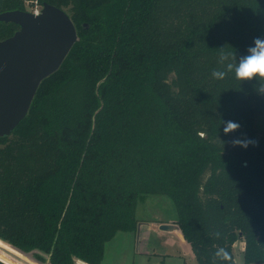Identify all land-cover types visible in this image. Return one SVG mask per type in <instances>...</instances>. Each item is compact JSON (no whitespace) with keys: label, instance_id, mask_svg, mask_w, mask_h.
I'll return each mask as SVG.
<instances>
[{"label":"trees","instance_id":"trees-1","mask_svg":"<svg viewBox=\"0 0 264 264\" xmlns=\"http://www.w3.org/2000/svg\"><path fill=\"white\" fill-rule=\"evenodd\" d=\"M37 2L68 10L79 40L0 138V242L102 264L116 232L135 229L140 197L160 194L198 264H235L239 239L247 264L264 263V80L226 68L264 39V0ZM18 29L0 22V41ZM229 120L240 128L225 135Z\"/></svg>","mask_w":264,"mask_h":264},{"label":"water","instance_id":"water-1","mask_svg":"<svg viewBox=\"0 0 264 264\" xmlns=\"http://www.w3.org/2000/svg\"><path fill=\"white\" fill-rule=\"evenodd\" d=\"M0 22L19 27L0 41V138H6L27 116L39 86L60 69L79 37L70 15L48 3L39 15L27 10L0 12ZM178 229L175 224L159 225L163 232Z\"/></svg>","mask_w":264,"mask_h":264},{"label":"rangeland","instance_id":"rangeland-1","mask_svg":"<svg viewBox=\"0 0 264 264\" xmlns=\"http://www.w3.org/2000/svg\"><path fill=\"white\" fill-rule=\"evenodd\" d=\"M36 4L37 0H26L24 9L31 12ZM255 130L257 137L264 135V115L256 116ZM136 218L138 223L134 230L117 231L113 239L106 244L102 264H198L192 249L178 240L176 233L158 231L162 223L178 225L176 223L179 218L178 211L169 197L160 194L141 196L137 204ZM140 227L141 231L138 233ZM3 242L0 244L13 251L12 254L10 253V258L7 256L2 260L7 264H11L9 259L12 257L14 258L12 261L19 264H49L48 255L43 251L23 252L15 248L19 251L17 253L14 247ZM244 252L245 242L241 239L234 249L235 264H247ZM81 262L88 263L77 259L75 264Z\"/></svg>","mask_w":264,"mask_h":264},{"label":"clouds","instance_id":"clouds-1","mask_svg":"<svg viewBox=\"0 0 264 264\" xmlns=\"http://www.w3.org/2000/svg\"><path fill=\"white\" fill-rule=\"evenodd\" d=\"M248 54L243 56L239 63L234 65L233 63H228L226 65L227 71L231 72L234 69L235 77L241 81L252 80L253 78L259 77L261 80H264V39L256 38L254 40V46L248 48ZM229 54L224 53L223 51L220 54V62L227 60ZM234 58V57H233ZM227 72L221 71L218 69H213L211 76L215 80H223ZM259 93H264V86L258 89ZM223 133L228 135L230 133L236 132L240 128V124L234 121H222ZM233 146H239L247 148L249 144L255 145L257 142L248 139H233L231 141ZM217 256L221 257L224 260H228L229 256L227 252L223 249H220L216 253Z\"/></svg>","mask_w":264,"mask_h":264},{"label":"crops","instance_id":"crops-1","mask_svg":"<svg viewBox=\"0 0 264 264\" xmlns=\"http://www.w3.org/2000/svg\"><path fill=\"white\" fill-rule=\"evenodd\" d=\"M149 224V223H148ZM143 225H146V224H143ZM176 225V224H175ZM147 227H149V226H147ZM149 230H150V228H149ZM140 231H141V227L138 229V233H140ZM158 231H160L159 230V228H158ZM160 232H163V231H160ZM170 232H173V233H176L175 235H176V237H177V239L178 240H180V241H182L183 243H185L187 246H189L190 247V245H189V243L184 239V236H183V234H182V232H181V230H180V228L178 229V230H174V231H170ZM144 234L142 233V236H143ZM144 237V236H143ZM238 241H241V239H239ZM237 241V242H238ZM236 242V243H237ZM170 243H172V241H170ZM169 243V244H170ZM236 243L234 244V247H233V252H234V249H235V246H236ZM191 248V247H190ZM15 251H17V250H15ZM10 253L12 254L13 253V251L12 250H5V249H1L0 248V260H4V259H6L5 257H7V256H9L8 258H10ZM19 253V252H18ZM235 256V255H234ZM12 259H14L13 257H12ZM12 259H9L10 260V263L11 264H19V262H13L12 261ZM251 264H253V263H251ZM258 264V263H257ZM261 264H264V263H261Z\"/></svg>","mask_w":264,"mask_h":264},{"label":"built area","instance_id":"built-area-1","mask_svg":"<svg viewBox=\"0 0 264 264\" xmlns=\"http://www.w3.org/2000/svg\"><path fill=\"white\" fill-rule=\"evenodd\" d=\"M41 9H42V6L37 2L36 7L31 12L34 13L35 15H39L41 12ZM80 264H89V263L81 262Z\"/></svg>","mask_w":264,"mask_h":264},{"label":"bare ground","instance_id":"bare-ground-1","mask_svg":"<svg viewBox=\"0 0 264 264\" xmlns=\"http://www.w3.org/2000/svg\"><path fill=\"white\" fill-rule=\"evenodd\" d=\"M19 252V251H18Z\"/></svg>","mask_w":264,"mask_h":264}]
</instances>
